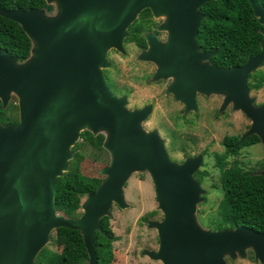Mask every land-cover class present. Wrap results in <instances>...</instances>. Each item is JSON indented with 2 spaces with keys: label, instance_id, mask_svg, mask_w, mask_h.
I'll list each match as a JSON object with an SVG mask.
<instances>
[{
  "label": "water",
  "instance_id": "1",
  "mask_svg": "<svg viewBox=\"0 0 264 264\" xmlns=\"http://www.w3.org/2000/svg\"><path fill=\"white\" fill-rule=\"evenodd\" d=\"M45 1L54 14L45 7L0 6V15L18 22L32 41L25 61L0 48V100L6 108L15 96L19 107L17 124L0 122V264H36L60 227L80 230L89 264H99L95 236L103 231L101 219L111 215L113 204L130 207L125 187L138 171L149 173L164 214L148 222L158 231L159 248L143 254L163 264H227V256L244 257L252 249L264 264V231L244 225L214 230L199 222L205 189L195 173L203 155L172 160L159 132L143 127L153 106L127 108V97L114 93L104 72L112 66L109 51L125 53L129 27L150 8L165 17L160 30L168 33L165 41L147 34L149 47L138 56L156 63L153 80L172 78L168 92L186 112L197 111L198 93L224 94L223 107L233 103L251 118L245 136L257 134L264 144V104L255 105L248 85L264 63V39L262 51L244 65L221 67L210 62L218 51H203L197 40L200 8L209 0ZM249 2L264 25L263 0ZM85 129L107 133L103 147L111 162L81 204L82 214L68 217L56 206L58 177L69 170L72 148ZM259 173L264 176V170Z\"/></svg>",
  "mask_w": 264,
  "mask_h": 264
},
{
  "label": "rangeland",
  "instance_id": "2",
  "mask_svg": "<svg viewBox=\"0 0 264 264\" xmlns=\"http://www.w3.org/2000/svg\"><path fill=\"white\" fill-rule=\"evenodd\" d=\"M151 14V11L140 13L129 27L130 34L124 40L125 53L116 49L109 51L108 58L112 66L104 72L114 93L127 97V108L133 110L147 105L153 106V111L144 121L143 127L146 131L159 132L165 140L172 160L181 163L188 157L203 155V164L196 171L195 178L205 189L206 198L203 195V200L198 204L197 216L205 228L214 229L220 226L218 217L226 211L223 208L220 210L226 192L222 183L223 178L233 172L263 171L264 144L259 142L230 154L223 146L224 137L245 135L251 128V118L241 109H235L233 103L223 107L225 95L221 93H198L197 111L186 112L185 104L177 100L173 93L168 92L173 82L172 78L153 80L157 71L156 63L138 57L143 50L148 49L144 33L146 28L152 27ZM164 20V16L155 19L156 23ZM158 32L161 38L165 35L162 30ZM259 71H264V63ZM250 96L254 98L256 106L264 104V87L259 90L250 89ZM78 142H82L81 136ZM95 152L93 148L85 147L78 169L85 175L97 176L103 181L106 176L102 174V170L110 164L111 155L107 151L101 159H97ZM73 154L75 157L74 151ZM74 157L69 161V168ZM125 194L130 207L121 209L117 204H113L111 210V225L117 236L113 242L115 253L113 263L163 264L143 254L144 249L159 248L158 231L150 227L148 222L162 220L164 217L158 206L149 173L147 171L133 173L125 187ZM86 198L87 196L83 197L82 203ZM79 213L82 214V208ZM62 246L63 238L53 230L45 247L52 251H61ZM226 261L227 264H262L255 260L252 249H247L244 257L227 256Z\"/></svg>",
  "mask_w": 264,
  "mask_h": 264
},
{
  "label": "trees",
  "instance_id": "3",
  "mask_svg": "<svg viewBox=\"0 0 264 264\" xmlns=\"http://www.w3.org/2000/svg\"><path fill=\"white\" fill-rule=\"evenodd\" d=\"M0 0V5L29 7H45L48 12L54 6L45 0ZM264 2V0H263ZM206 18L202 21L197 40L202 50L218 51L210 58V62L221 67L244 65L252 56L262 51L261 42L264 27L251 7L249 0H209L200 9ZM2 20L7 23L3 24ZM11 34V35H10ZM0 46L20 61H25L31 53L32 41L26 32L16 22L0 15ZM260 69L250 74L248 85L250 89L259 90L264 87V71ZM18 106L12 102L7 108L0 100V122L7 124L17 122ZM82 142L73 147L75 157L70 168L63 176L58 177L56 206L58 211L68 217H79L83 197L96 191L102 178L88 176L78 169L83 149L87 146L96 150L95 157L101 159L107 150L103 147L105 134L94 135L91 131L81 132ZM261 142L257 134L249 136L226 135L223 146L230 154ZM98 152V153H97ZM225 198L220 204V210L226 209L221 215L218 212L219 227L214 229L231 228L236 225L251 227L259 232L264 231V176L257 171L247 173L233 172L223 178ZM206 198V195H204ZM222 209V210H223ZM143 218L146 216H142ZM147 218V217H146ZM213 222V221H212ZM103 231H97L95 241L99 264H114L115 253L113 242L117 239L112 225L111 215L101 219ZM56 234L63 238L61 251L43 248L39 253L36 264H87L89 255L80 230L60 227Z\"/></svg>",
  "mask_w": 264,
  "mask_h": 264
},
{
  "label": "flooded vegetation",
  "instance_id": "4",
  "mask_svg": "<svg viewBox=\"0 0 264 264\" xmlns=\"http://www.w3.org/2000/svg\"><path fill=\"white\" fill-rule=\"evenodd\" d=\"M10 1H11V3L13 2L12 0H6V4H9L10 3ZM1 7H4V8H6V9H9V10H15V9H23V10H27V9H30V8H42V7H29V8H24V7H22V6H13L12 4L11 5H9V7L8 6H3V5H0ZM201 9V8H200ZM144 11H151V9L150 8H146V9H144L142 12H144ZM141 12V13H142ZM152 12V11H151ZM201 12V11H200ZM203 14V13H202ZM204 15V18L202 19V21L206 18V16H205V14H203ZM157 17L152 13L151 14V17H150V19H151V21H150V23H152L151 25H152V27H149V28H146L145 30V33H144V40L146 41V43H147V47H149V45H148V41H147V39H146V35L147 34H149V33H153V34H155L156 36H157V38H159L160 40H163L162 38H164V39H167L168 38V33L166 32V31H163L164 33H165V35L161 38L160 37V34H159V30H160V26H161V24L163 23V22H160V23H156V21H155V19H156ZM8 19V18H7ZM11 21H13V22H16V21H14V20H12V19H10ZM153 20L155 21V22H153ZM202 21H201V23H202ZM2 23L3 24H5V23H7V21L6 20H2ZM16 23H18V22H16ZM19 24V23H18ZM20 25V24H19ZM200 26H201V24H200ZM20 27L22 28V26L20 25ZM23 29V28H22ZM158 30V31H157ZM11 35V34H10ZM198 37V36H197ZM0 48H3V49H6V48H4V47H1L0 46ZM202 49V48H201ZM9 51V50H8ZM204 51V50H203ZM260 69V68H259ZM13 103L14 105H17L18 106V99L15 97V96H13L12 98H11V100H10V102H9V104L10 103ZM9 104H8V106H9ZM7 106V107H8ZM6 107V108H7ZM17 115H18V119H17V122H9V123H12V124H17L18 122H19V107H18V111H17ZM8 124V123H7ZM246 134V133H245ZM243 137L245 136V135H242Z\"/></svg>",
  "mask_w": 264,
  "mask_h": 264
}]
</instances>
